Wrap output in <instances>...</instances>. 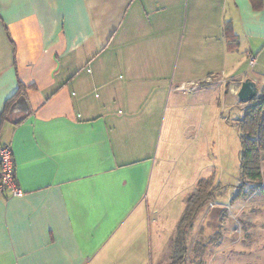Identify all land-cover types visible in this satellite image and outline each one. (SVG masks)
<instances>
[{
    "label": "crops",
    "instance_id": "crops-1",
    "mask_svg": "<svg viewBox=\"0 0 264 264\" xmlns=\"http://www.w3.org/2000/svg\"><path fill=\"white\" fill-rule=\"evenodd\" d=\"M263 53L264 0H0V264H151L185 209L167 147L210 153Z\"/></svg>",
    "mask_w": 264,
    "mask_h": 264
},
{
    "label": "rangeland",
    "instance_id": "rangeland-1",
    "mask_svg": "<svg viewBox=\"0 0 264 264\" xmlns=\"http://www.w3.org/2000/svg\"><path fill=\"white\" fill-rule=\"evenodd\" d=\"M249 66V70L261 74L263 81L264 53L258 59L256 68ZM248 105L246 104L247 107ZM238 113L237 109L228 107L227 104L221 111L217 109V115L221 119L216 118L211 124V143L214 146L210 153L203 146L204 140H199L200 150L204 151H199V155H196V147H189L185 141L184 146L176 148L169 145L166 149L165 191L185 196L184 208L188 196L196 188L192 185L196 180L212 174L216 186L222 187L194 224L189 238V264H264V192L247 200L232 202L240 182L241 144L239 131L235 126ZM179 199L180 197L176 203L171 204L172 207L180 206ZM181 216L176 219V223L173 217L164 220V232L167 234V231L171 232V228L174 230L171 235H165L168 236L166 242L161 239L159 246L154 243V248L163 247L165 250L153 251L151 264L170 261L173 238Z\"/></svg>",
    "mask_w": 264,
    "mask_h": 264
},
{
    "label": "trees",
    "instance_id": "trees-1",
    "mask_svg": "<svg viewBox=\"0 0 264 264\" xmlns=\"http://www.w3.org/2000/svg\"><path fill=\"white\" fill-rule=\"evenodd\" d=\"M235 126L239 131L241 144V182L232 202L247 200L264 192V84L257 96L242 112ZM214 176L201 179L195 191L187 198L183 215L173 238L170 261L165 264H189V238L199 214L207 208L215 195L221 191Z\"/></svg>",
    "mask_w": 264,
    "mask_h": 264
},
{
    "label": "built area",
    "instance_id": "built-area-1",
    "mask_svg": "<svg viewBox=\"0 0 264 264\" xmlns=\"http://www.w3.org/2000/svg\"><path fill=\"white\" fill-rule=\"evenodd\" d=\"M249 63L251 67H255L256 57L254 55H249ZM199 85V83H196V87H199ZM6 192H9L13 197H21L24 194L17 183L12 149L9 146L0 144V194Z\"/></svg>",
    "mask_w": 264,
    "mask_h": 264
},
{
    "label": "water",
    "instance_id": "water-1",
    "mask_svg": "<svg viewBox=\"0 0 264 264\" xmlns=\"http://www.w3.org/2000/svg\"><path fill=\"white\" fill-rule=\"evenodd\" d=\"M258 94L257 84L252 80H246L242 83L238 97L242 104H249Z\"/></svg>",
    "mask_w": 264,
    "mask_h": 264
}]
</instances>
